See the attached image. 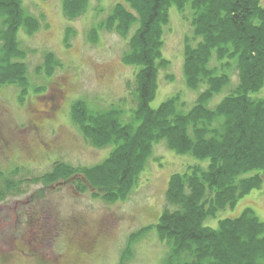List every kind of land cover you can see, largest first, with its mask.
<instances>
[{
	"label": "trees",
	"instance_id": "1",
	"mask_svg": "<svg viewBox=\"0 0 264 264\" xmlns=\"http://www.w3.org/2000/svg\"><path fill=\"white\" fill-rule=\"evenodd\" d=\"M89 5L90 0H62L61 8L73 21ZM171 5L179 13L190 9L192 36L185 38L182 76L186 88L197 93L189 107L176 93L152 108L160 72L170 65L163 45ZM40 26L22 0H0V87H17L20 104L29 79L19 31L32 36ZM100 31L126 40L121 61L134 68L132 86L127 84L133 92L131 115L124 119L121 106L96 110L74 101L71 122L93 147H110L108 155L92 166L54 162L50 172L26 182L46 187L69 181L76 192L89 190L106 203L123 201L137 185L153 145L164 141L176 154L198 162L171 174L158 221L129 236L123 259L154 230L168 246L162 264H264V222L252 209L219 220L216 228L205 225L264 181V96H259L264 88V0H121L90 29L89 41L95 43ZM73 35L66 28L65 45ZM62 66L53 52H46L36 71L50 77ZM60 92L44 99L43 110L35 112L39 118L55 113ZM18 183L0 184V200L17 194Z\"/></svg>",
	"mask_w": 264,
	"mask_h": 264
},
{
	"label": "rangeland",
	"instance_id": "2",
	"mask_svg": "<svg viewBox=\"0 0 264 264\" xmlns=\"http://www.w3.org/2000/svg\"><path fill=\"white\" fill-rule=\"evenodd\" d=\"M118 1L90 0L87 12L69 21L62 0H22L26 10L40 18L41 26L32 36L19 31L21 46L27 51L25 102L19 103L17 87H0V184L15 180L20 189L0 200V264H162L167 254L168 246L151 230L132 245V255L123 259L129 236L158 221L171 174L198 162L189 154H176L164 141L153 145L137 185L123 201L106 203L89 190L76 192L69 181L46 187L26 182L50 172L54 162L92 166L108 155L110 147H93L71 122L74 101L83 100L96 110L121 106L124 119L131 115L133 92L127 84L132 86L134 68L121 61L126 40L107 31L98 32L95 43L88 39L90 29ZM188 11L189 7L183 13L175 5L169 8L163 56L170 65L160 72L152 108L176 93L187 107L196 97L197 91L187 89L182 76L183 46L185 38L192 36ZM68 27L74 35L67 46ZM46 52H53L63 64L50 77L36 71ZM58 89L55 113L49 119L39 118L35 112L43 110L44 99ZM259 96H264V88ZM220 98L215 96L210 105ZM246 208L264 222V181L232 208L207 218L205 225L216 228L219 220L236 217Z\"/></svg>",
	"mask_w": 264,
	"mask_h": 264
},
{
	"label": "flooded vegetation",
	"instance_id": "3",
	"mask_svg": "<svg viewBox=\"0 0 264 264\" xmlns=\"http://www.w3.org/2000/svg\"><path fill=\"white\" fill-rule=\"evenodd\" d=\"M33 126H34V129L39 130V128H38L37 126H36V127H35V125H33ZM43 146H44V145H43Z\"/></svg>",
	"mask_w": 264,
	"mask_h": 264
}]
</instances>
